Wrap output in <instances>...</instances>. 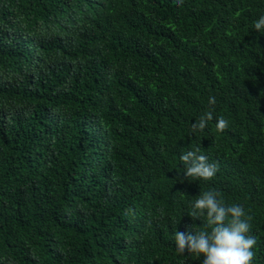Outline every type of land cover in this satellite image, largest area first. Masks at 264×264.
Wrapping results in <instances>:
<instances>
[{"label": "trees", "instance_id": "16d2710c", "mask_svg": "<svg viewBox=\"0 0 264 264\" xmlns=\"http://www.w3.org/2000/svg\"><path fill=\"white\" fill-rule=\"evenodd\" d=\"M261 15L264 0H0V264H203L174 233L201 230L187 214L210 190L243 206L264 264ZM196 148L209 181L183 177Z\"/></svg>", "mask_w": 264, "mask_h": 264}, {"label": "clouds", "instance_id": "9594fccd", "mask_svg": "<svg viewBox=\"0 0 264 264\" xmlns=\"http://www.w3.org/2000/svg\"><path fill=\"white\" fill-rule=\"evenodd\" d=\"M184 0H176L178 6ZM257 32L264 31V15L254 21ZM209 108L191 125L193 133L202 132L213 120L216 98L209 96ZM228 127V121L219 118L216 130L223 132ZM200 149L182 152L180 160L183 164V177L204 181L211 180L218 171L216 163H209ZM219 193L214 190L198 195L190 206L188 216L193 221L200 220L206 215V222L200 226V231H194L192 225L187 231H175V246L179 254L203 257V264H252L253 248L256 238L250 234L251 217L246 216L243 206L238 204L226 205L218 199Z\"/></svg>", "mask_w": 264, "mask_h": 264}]
</instances>
